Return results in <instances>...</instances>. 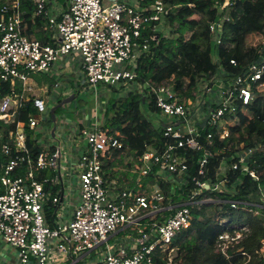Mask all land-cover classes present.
<instances>
[{"label":"built area","instance_id":"2783aa9c","mask_svg":"<svg viewBox=\"0 0 264 264\" xmlns=\"http://www.w3.org/2000/svg\"><path fill=\"white\" fill-rule=\"evenodd\" d=\"M31 1L35 6L34 15L45 16L52 44H41L23 35L20 0L0 6V86L4 82L10 85L9 93L0 97V125L7 127L6 133L0 127V156L9 157L0 174L2 241L17 249V264H56L58 261L63 264H159L158 260L170 264L172 253L177 250L175 237L190 227L194 208L203 215L206 207L221 202L219 194L237 195L240 179L228 183L226 178L216 182L198 178L204 177L205 164L211 156L199 139L204 138L209 145L214 134L220 141L226 139L230 128L237 124V105L245 108L258 98L257 93L264 87V44L257 58L241 74L233 76L219 68L212 79L195 85L190 92L192 98H179L165 83L136 82V61L150 52L148 40L155 41V34L161 31L168 34L162 23L170 8L161 0L146 6H140L136 0H64L67 3L64 8L56 5L55 0ZM233 4L232 0L216 2L218 15L208 27L215 45L226 34L223 23L229 19L228 11ZM144 31H151L153 35L142 38ZM68 55L78 56L84 75V82L80 83H85L83 89H91L95 95V107L90 108L92 118L75 129L67 128L55 114L53 122L50 110L57 102L51 100L52 107L41 122L32 116L27 125L17 121L18 111L30 100L36 109H44V100L36 97L35 89L28 83L30 76L49 72ZM212 57L217 60L215 54ZM230 64L234 66L235 61L231 60ZM66 85L54 83L53 88L63 89L67 96L83 90L78 86L69 91L64 89ZM116 87L120 89L119 97L126 91L137 90L142 99L147 102L152 99L160 113L159 119H164L156 121L157 127L164 139L172 141L163 151H144L138 159L137 170L128 171L137 174L135 183L127 182L126 186L120 185L116 178L108 179L105 170L108 162L117 163L115 153H122L124 136L104 128V121L97 113L105 115L107 101L103 106L101 97L96 95L109 93L110 88ZM75 106L69 105V109L74 110ZM86 112L84 115L88 117ZM44 119L51 120L50 125L53 123V150L40 151L32 159L27 136L37 128L44 129ZM12 125L14 129L9 128ZM207 127L215 133H206ZM58 128L62 131L57 132ZM177 148L202 152L197 176H188L186 164L174 154ZM74 149L80 152L72 160L69 155ZM252 152L251 148H245L232 157H224L220 175L224 177L227 170L240 168L257 181L255 172L249 169ZM44 171H49L52 177L38 180ZM71 171L78 201L70 216L63 219V176H69ZM148 176L153 181L142 184V179ZM160 180L172 185V196L189 182L195 188L181 202L172 203L168 198L165 203ZM261 196L264 205V191ZM228 202L231 209L241 207L252 212L246 203ZM262 225L264 229V218ZM124 230L129 232L128 238L123 239L126 248L109 247L107 241ZM247 230L242 224L226 227L217 237L216 252L229 260V250ZM102 246L105 248L101 256L90 263V253ZM259 255L264 258V240Z\"/></svg>","mask_w":264,"mask_h":264},{"label":"trees","instance_id":"16d2710c","mask_svg":"<svg viewBox=\"0 0 264 264\" xmlns=\"http://www.w3.org/2000/svg\"><path fill=\"white\" fill-rule=\"evenodd\" d=\"M11 1L0 0V6ZM55 1L64 2V0ZM136 1L140 6H146L154 0ZM161 1L170 8L162 23L168 34L166 36L161 31L155 34L157 37L155 41L148 40L150 52L136 61V82H150L152 85L165 83L179 98H192L190 92L195 89V85L212 79L219 68L237 76L257 58L258 50L264 44V0H232L234 4L228 11L229 19L223 23L226 34L220 38L218 45L212 43V34L208 27L215 22L218 15L216 2L222 3L224 0ZM19 10L23 19V35L41 44H52L45 16L34 15L33 2L20 0ZM151 35H153L151 31H144L141 37L148 39ZM213 54L217 57L216 61L213 60ZM231 60L235 61L234 66L230 64ZM9 88V82L2 83L0 97L8 94ZM110 90L111 94H114L105 104L103 126L110 132L119 131L124 136V148L122 153H115L117 163L108 162L105 170L108 179L118 177L120 183L121 179L129 177L130 181H133L137 175L128 171L136 169L142 153L147 149L163 151L172 141L164 139L157 127L156 121L163 122L164 119H159L160 113L152 99L147 102L137 90L126 91L121 97L118 94L120 92L118 87ZM257 97L245 108L237 105V124L230 128L226 139L220 141L211 127H207L205 132L214 134L212 144H207L204 138L199 139L211 156L205 164L204 177L198 178L211 182L226 178L228 183L240 179V184L236 188L235 197L219 194L218 198L221 202L205 208L213 212L208 221H204L199 209L194 208L190 227L180 231L175 237L176 256L172 258L170 264L264 263V258L259 255L264 240L262 225L264 205L261 196L264 191V87L257 93ZM100 102L104 103L105 97H101ZM76 103L74 111L85 105L81 99H77ZM57 110V108L54 110V114H57ZM72 112L69 111V114L73 115ZM36 115L37 109L30 100L18 111L16 120L27 125L28 118ZM0 127L3 133H6L7 127L1 125ZM9 128L15 127L12 125ZM32 137L27 136L26 144L31 158L36 159L41 148L36 138ZM245 148L253 150L249 159V169L255 172L258 180L254 181L249 175L242 173L240 168L227 170L224 177L220 175L222 159L232 157ZM174 154L186 164L189 177L197 176L201 151L177 148ZM8 159L9 157L1 158L0 164L5 165ZM134 163L136 166L133 165ZM117 168L128 171L119 173ZM43 177L50 178L52 174L44 171L38 176V180H42ZM149 181H153L151 176L142 179V184ZM160 184L165 203L168 198L172 203L181 202L195 188L189 182L176 196H172L170 194L172 185L162 180ZM230 200L248 204L252 212L244 211L241 207L236 210L231 209L228 202ZM49 217L50 214L47 215L48 219ZM240 224L246 225L248 230L238 244L229 250L231 258L226 260L216 252L217 237L229 225ZM158 263L165 264V261L158 260Z\"/></svg>","mask_w":264,"mask_h":264},{"label":"crops","instance_id":"0c3cea01","mask_svg":"<svg viewBox=\"0 0 264 264\" xmlns=\"http://www.w3.org/2000/svg\"><path fill=\"white\" fill-rule=\"evenodd\" d=\"M56 5H58L61 8H64L67 3L65 2H57L55 1ZM84 82V75L81 69L80 65V60L77 55H68L66 57H62L54 66L51 67L49 72L45 73H36L30 76V79L28 83L35 89V95L39 99L44 100V98H47L48 101H51V96H56V93H53L54 88L53 85L54 83H63V84H69L71 85V89L73 87H81V89L84 88L86 85L83 83L81 85L80 81ZM19 83L15 85V88H18ZM16 88V89H17ZM53 90V91H52ZM53 93V94H52ZM103 97V96H100ZM84 107V106H83ZM80 107L78 109L70 110L72 112V116H74V120H69L66 117L59 115V120L64 121L66 124L67 128H74L76 125L83 126L88 122V118L93 116V110L90 109L86 114H85V108ZM82 109V110H79ZM38 115V114H37ZM102 117H99L101 119H104L105 115H101ZM35 117V116H34ZM49 121V120H48ZM51 120L48 123H44V129L37 128L36 130L33 131V134H29L28 136H33L32 138H36L37 144L41 148V151H52L53 150V134L52 128L50 125ZM78 126V127H79ZM80 152V149H74L72 150L71 154L69 157L72 160H75V158L78 156ZM5 156L1 155L0 159ZM4 165L0 164V174H1V169ZM125 173V172H122ZM118 176V175H117ZM119 177H121V174H119ZM118 179V177H115ZM126 179H130L129 177H125L121 179V182L119 183L120 185L126 186L127 184H134L136 179L133 181H127ZM126 180V181H123ZM63 181H64V196L65 198L62 201L61 205V211L63 213V216L67 218L70 216L72 209L75 207L77 201H78V192L76 188V181L74 178V174L71 171L70 175H64L63 176ZM129 184V185H130ZM3 192V188L0 185V194ZM211 213L210 217L213 215V212L210 210H206ZM201 218H208L205 217V211ZM119 233L113 235L108 241L107 245L111 248H114L116 246L119 247H125V243L123 239H116L115 236H117ZM105 246H102L98 249V251H94L90 253V263H92L97 257H100L102 254V251L104 250ZM126 248V247H125ZM127 253L129 254V250L127 249ZM18 262V251L17 249L5 244L1 237H0V264H17ZM51 264V263H48ZM56 264H63L60 261H58Z\"/></svg>","mask_w":264,"mask_h":264},{"label":"rangeland","instance_id":"374dc122","mask_svg":"<svg viewBox=\"0 0 264 264\" xmlns=\"http://www.w3.org/2000/svg\"><path fill=\"white\" fill-rule=\"evenodd\" d=\"M167 31V30H166ZM72 86L71 85H69V84H67L66 85V88H64V89H68L69 91H70V88H71ZM84 87H86V86H84ZM99 89H101V85L99 86ZM106 88H104V90H105ZM53 91V90H52ZM63 89H54V91H53V93H56L57 95L56 96H51V100H55V102H57L55 105H54V107H55V109L57 108L58 110H57V114H55L56 116H57V118L59 117V114L61 115V116H64V117H66V118H68L69 120H74V116H72L71 114H69V111H70V109H69V105H71L72 107H74L77 103H76V101H77V99L78 100H83V102H84V107L83 108H85L86 110L85 111H89L90 110V108H92V107H95V103H94V101H93V99L95 98V95L91 92V89H88V88H86V89H83V90H81V92L80 93H76L75 92V94H74V96H75V98H74V100H72V102L69 104V103H67V104H69V105H64V107L63 106H61V107H56L59 103H61L63 100H65V99H67L68 97H70L71 95H69V96H67V95H65V94H63ZM52 93V94H53ZM112 94H114V93H112ZM111 90H109V93H107V92H104V93H100V94H98V95H96V97L98 98V97H100V96H103V97H105V101H108V99H110V97H111ZM104 104L105 103H103L102 105L104 106ZM52 104L48 101V99L47 98H44V109H43V111H40V109H37V114L38 115H36L35 117H36V119L38 120V121H42V119L45 117V116H47V110H48V108L50 109V107H52L51 106ZM96 108H97V110L99 109V105H96ZM86 112V113H87ZM98 114H100V115H104V114H101V113H99V112H97ZM102 117V116H101ZM58 120V119H57ZM44 123H48L49 121H46L45 119H44V121H43ZM52 126H53V123L51 124ZM52 128V127H51ZM62 130L60 129V128H58L57 129V132H61ZM134 166H136V164L134 163L133 164ZM133 169H135V168H133ZM117 170H118V172L119 173H122V172H125V173H127V171H128V169H121V168H117ZM137 169H135V171H136ZM137 175V174H136ZM129 181H130V179H129ZM210 215H211V213H209V211H205V217H208V218H203L204 219V221H208L209 219H210ZM128 234H129V232H128V230H124V231H122L121 233H119L117 236H115V238L116 239H124V238H128ZM174 256L173 257H175L176 256V253L174 252V253H172Z\"/></svg>","mask_w":264,"mask_h":264},{"label":"water","instance_id":"95a60500","mask_svg":"<svg viewBox=\"0 0 264 264\" xmlns=\"http://www.w3.org/2000/svg\"><path fill=\"white\" fill-rule=\"evenodd\" d=\"M74 98H75V96L71 95L70 97H68L67 99L63 100L61 103H59L56 107L64 106L67 103H69L70 101L74 100ZM54 110H55V107L51 108V110H50V116H51V120L53 122H55Z\"/></svg>","mask_w":264,"mask_h":264}]
</instances>
